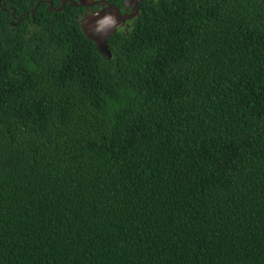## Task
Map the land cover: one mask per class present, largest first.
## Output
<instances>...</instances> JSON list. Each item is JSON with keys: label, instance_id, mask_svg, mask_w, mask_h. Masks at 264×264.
<instances>
[{"label": "trees", "instance_id": "16d2710c", "mask_svg": "<svg viewBox=\"0 0 264 264\" xmlns=\"http://www.w3.org/2000/svg\"><path fill=\"white\" fill-rule=\"evenodd\" d=\"M61 1L0 0V264H264V0H141L110 59Z\"/></svg>", "mask_w": 264, "mask_h": 264}, {"label": "water", "instance_id": "95a60500", "mask_svg": "<svg viewBox=\"0 0 264 264\" xmlns=\"http://www.w3.org/2000/svg\"><path fill=\"white\" fill-rule=\"evenodd\" d=\"M70 1V5L79 8L89 9L88 13L80 18V29L84 36L94 42L98 52L111 58V53L107 47V40L114 35L118 29L122 28L126 21H130L139 15V3L141 0H124L123 5L131 8V13H122L121 10L113 4L105 0H76ZM66 3V0L61 1L60 8L57 11H61ZM49 10H53L50 2ZM39 3L35 5L31 11V17H33ZM99 5L103 8L93 11L94 6Z\"/></svg>", "mask_w": 264, "mask_h": 264}, {"label": "flooded vegetation", "instance_id": "af4514ba", "mask_svg": "<svg viewBox=\"0 0 264 264\" xmlns=\"http://www.w3.org/2000/svg\"><path fill=\"white\" fill-rule=\"evenodd\" d=\"M97 6V8L96 9H94V7L91 9V10H93V11H97V10H99V9H101V8H103V7H101V6H99V5H96ZM117 7V6H116ZM120 10H121V12L122 13H128V14H130L131 13V8H128V7H123V8H119ZM88 10L89 9H85L84 8V15H86L87 13H88ZM83 17V16H82ZM131 21V20H130ZM128 22L129 21H126L125 23H124V25H123V27L122 28H124V27H127L128 26ZM121 29V28H120Z\"/></svg>", "mask_w": 264, "mask_h": 264}]
</instances>
